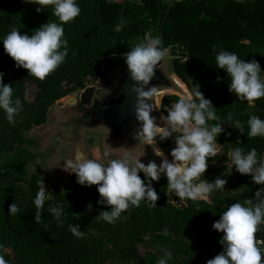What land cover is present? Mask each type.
<instances>
[{
  "label": "trees",
  "instance_id": "16d2710c",
  "mask_svg": "<svg viewBox=\"0 0 264 264\" xmlns=\"http://www.w3.org/2000/svg\"><path fill=\"white\" fill-rule=\"evenodd\" d=\"M77 3L79 15L63 26L68 55L43 80L28 76L25 69L15 68L14 61L0 45L2 82L13 86V97H19L22 105L12 123L0 111V256L7 264H156L162 255L159 249L164 247L172 252L168 264H205L208 252L218 254L222 250L218 243L222 233L212 229L213 222L227 206L250 198L260 186L238 174L234 166L231 180L236 193L214 191L208 203L178 199L173 204L166 197L167 180L161 177L153 182L159 197L157 207H148L144 202L139 207L130 206L121 213L123 219L113 224L93 220L99 210L107 208L97 205L96 186H81L73 175L64 190L51 193L41 210L40 221L35 223L33 199L38 187L33 182L27 194L18 187L25 178L27 165L34 160V155L25 148L28 143L25 133L46 122L48 109L54 102L69 91L83 89L87 79L102 74V65L107 69L113 56L126 53L147 31L153 30L164 47L180 46L188 53L185 62L172 61V73L191 91L198 84L224 123V132L217 138L222 153L209 158L204 178L210 181L207 174L216 171L215 164L226 161L235 147L243 151L255 148L260 156L264 152V137L247 136V119L253 114L264 119V97L248 108L246 102L229 93L228 78L223 70L216 69L212 47L234 52L246 61L256 60L264 72V59L252 53L256 48L264 50V0H172L168 4L160 0H77ZM37 7L24 0H0V13L8 15H0V36L13 27L21 34L31 35V30L48 20H56L51 5H45L39 13ZM121 19L122 30L115 32L114 25ZM244 40L247 47L242 45ZM28 82L37 88L31 104L25 100ZM63 84L70 86L67 92L59 91ZM178 99L175 95L161 99L164 115L167 104ZM229 112L230 120L225 119ZM239 128L244 130L243 134ZM237 139L240 144L235 143ZM169 142L170 139L159 147L165 148ZM138 175L144 179L143 173ZM14 201L18 213L10 217L8 206ZM89 203L90 212L86 210ZM49 204H59L65 209L63 226H58L48 212ZM210 204L219 209L212 210ZM69 223L78 225L81 231L91 225L97 232L94 236L76 238L67 230ZM165 228L166 236L162 234ZM142 236H147L148 241H140ZM256 238L264 240V224L259 226ZM139 242L150 250L143 258L138 255ZM6 249L10 250L11 258Z\"/></svg>",
  "mask_w": 264,
  "mask_h": 264
},
{
  "label": "clouds",
  "instance_id": "9594fccd",
  "mask_svg": "<svg viewBox=\"0 0 264 264\" xmlns=\"http://www.w3.org/2000/svg\"><path fill=\"white\" fill-rule=\"evenodd\" d=\"M25 3L39 5L36 12L51 5L55 21H47L31 30V35L21 34L13 27L5 35L0 36V45L5 54L14 61L15 68L27 70L28 76L43 80L62 64L68 55V41L64 37V24L72 21L80 13L77 0H24ZM123 19L114 25V31L120 32ZM215 54L216 69L223 70L228 78L227 91L237 100L247 103L252 108L254 101L264 97V75L256 60L239 58L234 52L212 47ZM169 54V48L162 45L161 38L145 36L135 42L126 53L124 63L130 79L134 82L129 92L135 99L134 116L138 127L134 130V138L141 145L151 146L154 157L147 164L132 160L127 154L123 158L110 159L106 164L95 159L80 156L75 160H63V169L74 173L76 183L84 186H96L99 195L97 205L106 206L107 210H99L93 220L113 224L122 220V212L130 206L139 207L144 202L148 207H157L158 195L153 182L159 181L163 174L167 180L166 193L179 200L210 202V194L214 191H225L226 179L222 175L213 181L204 178L208 167L207 161L216 155L217 138L224 132L220 117L211 101L206 99L196 84L191 93H185L175 103L167 107V114L161 113L159 118L151 115L154 110L149 98L161 93L157 86L146 87L153 77L154 68ZM4 73L0 72V111L5 119L12 123L21 110V99L13 97V86L2 82ZM217 82L220 77L217 76ZM176 83L180 84L177 80ZM232 113L225 119L230 120ZM217 121L216 123H209ZM239 122L237 121V124ZM248 137H264V119L250 115L247 119ZM243 134V129H237ZM228 135V133H225ZM171 139L174 147L167 154L159 144ZM236 144H240L239 139ZM170 158V159H169ZM213 163L215 161L212 160ZM234 169L243 176H248L255 185L264 186V155L258 156L257 150L251 148L243 151L241 147L230 150L226 159V167ZM138 173H143L144 179ZM203 177V178H201ZM50 193L40 181L33 199L35 207L33 220L40 221L41 210ZM92 211V204L86 205ZM48 212L58 226H63L65 209L59 204H49ZM18 213L15 201L8 206V215ZM264 224V187L258 188L250 198L242 202H234L219 214V219L211 225L218 233H222L218 243L222 250L205 264H264V248L257 247L256 233ZM67 230L76 238H82L85 231L78 225L69 223ZM168 234L167 228L162 230ZM162 255L156 264H168L172 260L169 248L160 247ZM0 264H7L0 256Z\"/></svg>",
  "mask_w": 264,
  "mask_h": 264
},
{
  "label": "rangeland",
  "instance_id": "374dc122",
  "mask_svg": "<svg viewBox=\"0 0 264 264\" xmlns=\"http://www.w3.org/2000/svg\"><path fill=\"white\" fill-rule=\"evenodd\" d=\"M0 15L8 16L7 14ZM147 33L153 34L152 37L157 36L155 31H147ZM149 34L148 36H150ZM264 59V50H256L255 52H252ZM175 58L173 57V53L170 52L165 58L162 59V69L165 75L173 82L175 87L177 88L175 91L165 89V88H158V91L161 93L158 96L151 97L152 103L156 106L157 111L159 113H163V108L161 107V99L165 96L169 95H175L178 98H180L182 95L186 93H191L190 87L186 86L185 84L181 83L179 79H177L174 74L172 73L171 69V63ZM124 63L123 55L121 56H113L111 65L106 69V73L104 75V78H102L96 89L100 90V96L107 94L110 91V87L107 85V82H115L118 73L121 69L122 64ZM179 80L180 84L183 85V88L180 87L176 83V81ZM87 81V80H86ZM84 83V87L78 88L73 91H69L70 86L63 84L60 86L59 91L60 92H67L66 96L57 100L54 102L53 105L50 106L47 112L46 122L39 126V127H33L29 131L25 133V137L28 141L25 148L30 151L34 155V160L30 162L25 170V178L22 182L18 184V187H20V192L23 194H27L30 185L33 184V182L36 184V186L39 188L40 181L42 180L46 191L50 193L48 197L51 196V193L58 189V190H64L65 186L67 184L68 179L75 175L74 173H69L63 169V159L61 156V149L64 148L65 145V139L59 138V133L68 131L64 128H61L58 124L64 123L68 118L69 114H65L63 112L64 104L63 100L68 97H74L78 96L85 88H87L86 85L88 84H94L95 80L90 79V81ZM37 92V88L32 82H28L26 85V91H25V100L27 104H31L34 100L35 94ZM173 103H168L165 111L167 110V107L170 106ZM81 135L80 140V146H81V152L84 156V158H90L95 159L101 163L106 164L108 160L110 159H119L123 158L125 154H127L129 157H131L132 160H139L145 164L149 160H155L157 164H159L160 159L157 157H154L152 154L151 146L143 145L142 148L139 146H136L133 148V150L129 153H126L124 149L120 147L119 144L111 145L108 142V130L106 128H97L93 130L89 129H81L79 131ZM217 151L216 153L220 154L222 153V147L217 142ZM174 147V144L172 140L170 139L169 145L165 148H161L165 154L169 152V150ZM264 155V152L261 154ZM64 159H72L73 160V153L69 149L67 153L64 155ZM170 159V158H169ZM216 171H213L210 174H207V178L211 181H213L217 176L222 175L227 181L224 188L225 191H219L217 190V193L223 194L226 192L236 193L234 190L235 183L231 180V175L233 174V170H230L226 167V161L221 163L215 164ZM239 174V173H238ZM162 178H165L164 175H161ZM248 177V176H247ZM202 178V177H201ZM249 179V177H248ZM76 180V178H75ZM31 182V184H29ZM264 187V186H259ZM167 200L170 203L175 204L178 200L177 197L172 196L170 194L166 193ZM210 207L212 210L219 209L218 206L210 204ZM97 230L94 229L91 225L87 226V230L85 231L84 237H89V235L94 236L96 234ZM140 241H148L147 236H142L139 238ZM263 247L264 248V240ZM137 250L138 255L143 258L146 253H148L150 250L144 246V243L139 242L137 244ZM5 253L9 255V258H11V252L10 250L6 249ZM217 253L215 252H208L206 256V260L213 258ZM121 264L116 262H110L108 264Z\"/></svg>",
  "mask_w": 264,
  "mask_h": 264
},
{
  "label": "water",
  "instance_id": "95a60500",
  "mask_svg": "<svg viewBox=\"0 0 264 264\" xmlns=\"http://www.w3.org/2000/svg\"><path fill=\"white\" fill-rule=\"evenodd\" d=\"M162 60L154 68L153 77L146 87L157 86L175 91L177 88L173 82L165 75L162 69ZM125 63L122 64L115 82H107L111 88L110 91L100 96V90L92 87L85 88L78 96L68 97L62 102L64 104L63 112L69 114V118L64 123L58 125L64 129H70L59 133L60 139L72 142L70 150L73 153V160L83 156L81 152L80 140L81 129L106 128L108 130V142L111 145L119 144L126 153L133 150L134 147L143 145L137 143L134 138V130L138 127V122L134 116L135 99L129 92L133 85ZM150 102L151 98H149ZM153 104V103H152ZM154 110L151 115L159 118L161 113ZM65 144L60 153L64 159L68 152ZM84 157V156H83Z\"/></svg>",
  "mask_w": 264,
  "mask_h": 264
},
{
  "label": "built area",
  "instance_id": "2783aa9c",
  "mask_svg": "<svg viewBox=\"0 0 264 264\" xmlns=\"http://www.w3.org/2000/svg\"><path fill=\"white\" fill-rule=\"evenodd\" d=\"M147 34V32H146ZM151 34V33H150ZM151 36V35H150ZM169 48V53L172 52L173 53V57L178 60L179 62L183 63L187 60L188 58V53L183 49V47H180V46H173V47H168ZM100 71L102 72L103 75H105L106 73V68L104 65H102L100 67ZM99 75L97 76L96 78H93L95 80L94 84L96 86H94L93 84H88L86 85L87 87H92L94 89H96L99 81L104 78L103 75ZM90 81V79H87L86 82ZM256 244H257V247L259 248H262L263 247V242L261 239L257 238L256 239Z\"/></svg>",
  "mask_w": 264,
  "mask_h": 264
},
{
  "label": "crops",
  "instance_id": "0c3cea01",
  "mask_svg": "<svg viewBox=\"0 0 264 264\" xmlns=\"http://www.w3.org/2000/svg\"><path fill=\"white\" fill-rule=\"evenodd\" d=\"M108 1H120V0H108ZM160 1L163 2V3L168 4V3H170L172 0H160ZM238 1H242V0H238ZM151 31H153V30H151ZM149 34H150V33H149ZM149 34L147 33V34H145V36H148ZM152 35H153V34H151V36H152ZM242 45H243L244 47H247L248 42L244 40V41L242 42ZM256 50H263V49L256 48V49H254V50H252V51L255 52Z\"/></svg>",
  "mask_w": 264,
  "mask_h": 264
},
{
  "label": "flooded vegetation",
  "instance_id": "af4514ba",
  "mask_svg": "<svg viewBox=\"0 0 264 264\" xmlns=\"http://www.w3.org/2000/svg\"><path fill=\"white\" fill-rule=\"evenodd\" d=\"M67 130L70 131V129H67ZM65 144L67 145L68 149H70L72 146V142L70 141L65 142Z\"/></svg>",
  "mask_w": 264,
  "mask_h": 264
},
{
  "label": "bare ground",
  "instance_id": "6f19581e",
  "mask_svg": "<svg viewBox=\"0 0 264 264\" xmlns=\"http://www.w3.org/2000/svg\"><path fill=\"white\" fill-rule=\"evenodd\" d=\"M181 87V86H180ZM183 88V87H182ZM184 89V88H183ZM186 93V92H185Z\"/></svg>",
  "mask_w": 264,
  "mask_h": 264
}]
</instances>
